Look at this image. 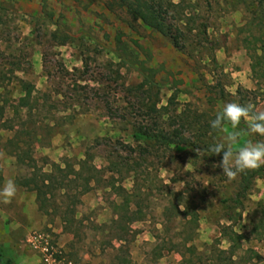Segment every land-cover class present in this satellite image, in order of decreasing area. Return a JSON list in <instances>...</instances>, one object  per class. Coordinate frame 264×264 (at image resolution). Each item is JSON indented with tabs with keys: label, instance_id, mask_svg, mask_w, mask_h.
<instances>
[{
	"label": "rangeland",
	"instance_id": "rangeland-1",
	"mask_svg": "<svg viewBox=\"0 0 264 264\" xmlns=\"http://www.w3.org/2000/svg\"><path fill=\"white\" fill-rule=\"evenodd\" d=\"M127 3L0 0V96L10 102L0 119V186L17 185L0 207L37 229L30 248L32 235H49L73 264H264V166L237 206L242 175L229 181L213 167L222 154L197 151L222 138L209 121L225 104L264 110V61L253 71L251 59L264 33L258 2L158 0L178 44L132 18ZM22 81L34 91L17 110ZM53 163L82 165L83 175L62 188ZM44 175L54 181L41 204L29 181L42 186ZM119 187L136 196L129 209L117 207ZM176 193L198 212L197 227L180 216L163 229ZM61 230L74 237L64 247ZM123 244L124 257L115 252Z\"/></svg>",
	"mask_w": 264,
	"mask_h": 264
},
{
	"label": "trees",
	"instance_id": "trees-1",
	"mask_svg": "<svg viewBox=\"0 0 264 264\" xmlns=\"http://www.w3.org/2000/svg\"><path fill=\"white\" fill-rule=\"evenodd\" d=\"M242 1L245 2L247 6H252L256 2H258L259 8H260L259 13H261L262 11V15H260V17L261 18L264 17V6H263L262 0H242ZM126 11L132 18H134L135 20L142 21L144 25L153 29L154 31H157L161 34L170 35L171 38L174 40L175 44H178L177 37H174L172 35L171 29H170L171 27L166 24L165 18L163 17L164 15L163 6L160 3H158V0H128V3L126 5ZM256 20L257 19L255 17L253 22H256ZM0 24H2L1 20H0ZM262 30L263 29H260V31ZM253 40H254V43L258 44V45H255L253 49V53L251 54V59L255 61V63H253L252 65V70L254 71L258 67H260L264 61V33L263 35L259 37L254 36ZM21 83H22L21 91L23 92L24 96L19 99L18 104L16 105V107H14L17 110L18 109L23 110V109L29 108L30 98L34 91V86L31 85L30 83H26L23 81ZM9 104L10 102H8V100H5L4 102L3 98L0 96V119H3L6 113V110H7V106ZM240 127L242 129L246 128V126L243 124H241ZM137 138H140V137H137ZM50 166L55 171V173L57 172L60 174V177L57 180L60 181L62 188H66L68 186V183L72 184V183L78 182V180L83 175L82 165H80V169L78 171H75L73 169L68 171L67 167L62 168L60 165H57L55 163L50 164ZM92 169H93L92 171H95V172L98 171V169L95 167H92ZM262 171H263V166H261L260 168L254 169V170H249V171L241 173L242 178H243L242 185H241V192L238 195L239 197L232 199L233 203H236L237 206H242L243 202L241 200V197L244 196L248 192V190L251 187L252 181L255 178H257L259 174L262 173ZM71 175L74 176L73 179H70ZM48 178H50L51 181H54L53 180L54 178L51 175H46L42 179V182H41L42 186L40 185V183L37 181L36 178L31 179L29 181L33 183L35 190H37L38 200L39 201L42 200L41 204H45L48 202V199H47L48 192L46 189L44 190V188H47V189L50 188V187H47V185H45ZM93 180H94L93 176L88 178L86 184L83 185L80 191V195H83L92 190L90 182ZM115 186L116 185L113 183L112 187L115 188V190H117L116 189L117 187ZM119 188L122 192L120 195L122 198V203L118 205L117 207L119 209H129V206L131 205L132 201H134L133 198L134 197L136 198V196L133 195V193L124 189L123 187H119ZM175 197L177 198L178 203L171 201L170 206H167L164 210L163 215L166 219V222L163 224V229L166 231V229H168L166 224L172 223L174 220L178 219L180 216H183L186 219L185 220L186 224L193 226V227H197V224L199 222L198 212L189 205V201H186L187 199H185L183 193H178V194L176 193ZM223 202L228 204V202H231V200H226ZM182 207L184 209H181ZM43 208H44V205H43ZM171 212H174V213L171 214ZM263 216H264V207H263ZM227 218L228 220H233V217L231 215H228ZM261 224L264 225V221H262ZM129 232H132V230L130 229ZM118 239L121 241H124V236H120ZM119 253H121V256L123 255V257L124 255H127L128 251L125 247V244L120 245ZM124 260L126 264H131L130 261L126 259ZM0 264H16V262L13 258L5 255L2 249L0 248Z\"/></svg>",
	"mask_w": 264,
	"mask_h": 264
},
{
	"label": "clouds",
	"instance_id": "clouds-1",
	"mask_svg": "<svg viewBox=\"0 0 264 264\" xmlns=\"http://www.w3.org/2000/svg\"><path fill=\"white\" fill-rule=\"evenodd\" d=\"M242 121L246 128L240 127ZM209 124L214 132L223 133V136L204 151L197 150L198 154H222L220 162L213 167L222 169V175L229 181L243 172L264 166V139H254L257 135L264 138V110L251 103H227ZM16 195L17 185L13 179L0 186V199L4 202H10Z\"/></svg>",
	"mask_w": 264,
	"mask_h": 264
},
{
	"label": "crops",
	"instance_id": "crops-1",
	"mask_svg": "<svg viewBox=\"0 0 264 264\" xmlns=\"http://www.w3.org/2000/svg\"><path fill=\"white\" fill-rule=\"evenodd\" d=\"M4 168L6 169L7 167L2 163L0 165V172ZM36 198H38V195ZM17 201L21 204L22 202H25L24 199H21V201ZM2 202L4 201L0 199V203ZM8 203L9 202H4V204ZM31 208L34 209V205L30 204L28 207H24L22 209L23 215L25 217L31 214ZM12 214L13 213L10 205L7 208L0 207V248L5 255L13 258L16 264H41L42 260L40 255L37 253V251L28 246L26 240L29 237L30 233L36 231L37 229H23V222L20 223L14 217L12 218ZM24 223H26V221ZM53 232L56 233L57 231L53 230ZM24 235L26 238L24 237ZM59 235V244H62L61 246L63 247L67 246L68 240L70 242V240H73L74 238L71 232L68 230L67 232L61 230V232H59ZM26 247L29 249H27ZM115 252H119V249H116ZM115 256L117 257L118 255Z\"/></svg>",
	"mask_w": 264,
	"mask_h": 264
},
{
	"label": "built area",
	"instance_id": "built-area-1",
	"mask_svg": "<svg viewBox=\"0 0 264 264\" xmlns=\"http://www.w3.org/2000/svg\"><path fill=\"white\" fill-rule=\"evenodd\" d=\"M33 249L40 253L45 264H73L72 261L63 256V252L54 247L51 237L41 233H35L30 238Z\"/></svg>",
	"mask_w": 264,
	"mask_h": 264
}]
</instances>
